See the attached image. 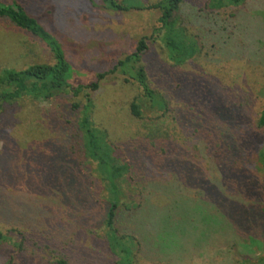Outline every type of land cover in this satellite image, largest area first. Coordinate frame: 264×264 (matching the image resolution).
Instances as JSON below:
<instances>
[{
    "label": "trees",
    "instance_id": "obj_1",
    "mask_svg": "<svg viewBox=\"0 0 264 264\" xmlns=\"http://www.w3.org/2000/svg\"><path fill=\"white\" fill-rule=\"evenodd\" d=\"M187 3L160 0L127 7L105 0L104 6L119 13L159 12L157 39L178 68L200 47L186 27H178ZM242 3L207 0L205 7L220 11ZM27 9L21 0H0V19L36 39L50 60L22 70L3 69L0 112L25 97L64 94L84 96L85 106L75 110L76 122L64 123L56 142L52 187L66 204V218L56 214L46 233L17 241L0 232V244L13 250L2 264H192L213 248L220 254L229 249L230 255L237 240L264 245V184L252 161L262 147L264 110L253 120L245 110L250 97L244 99L217 80L176 70L160 94L143 64L146 39L92 83L77 84L71 80L79 70L53 30L56 18ZM117 75L134 83L157 112L146 120L133 103L131 115L144 132L120 146L109 142L91 119L92 95L102 81ZM172 96L181 108L173 107ZM157 197L163 205L152 202ZM240 264H264V257L257 263L243 258Z\"/></svg>",
    "mask_w": 264,
    "mask_h": 264
},
{
    "label": "rangeland",
    "instance_id": "obj_2",
    "mask_svg": "<svg viewBox=\"0 0 264 264\" xmlns=\"http://www.w3.org/2000/svg\"><path fill=\"white\" fill-rule=\"evenodd\" d=\"M21 1L31 14L56 18L53 30L79 70L71 80L77 84L92 83L98 74L110 70L133 53L141 39H146L149 51L143 64L160 94L165 93L164 80L176 70L186 76L217 80L235 88L244 99L250 97L245 110H250L253 120L264 110V0H243L240 5L220 11L205 7L207 0H188L178 27H186L200 47L193 59L178 68L157 39V11L112 12L105 9V0ZM118 1L127 7H144L160 0ZM49 60V53L36 39L0 19V76L5 68L22 70ZM171 99L173 107L181 108V102L177 105L175 97ZM84 101V96L66 94L51 99L25 97L5 104L0 112V232L13 240L46 233L56 214L66 218V204L52 187L57 167L54 154L60 128L68 120L77 121L75 110H83ZM92 102L94 126L117 146L131 143L144 132L131 115L133 103L146 120L157 114L151 111L138 87L118 75L101 82ZM252 161L264 184V135L262 147ZM152 202L161 206L165 201L157 197ZM98 211L97 219L102 214ZM236 244H231L236 248L230 255L229 249L220 254L213 248L204 259L195 258L192 264H240L243 258L257 263L264 257L262 243L237 240ZM12 251L11 246L0 244V264Z\"/></svg>",
    "mask_w": 264,
    "mask_h": 264
}]
</instances>
